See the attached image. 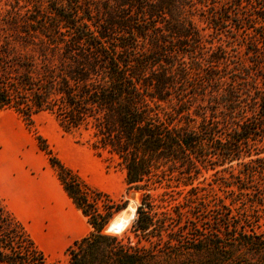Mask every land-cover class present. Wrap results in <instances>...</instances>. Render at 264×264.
<instances>
[{
	"label": "trees",
	"instance_id": "16d2710c",
	"mask_svg": "<svg viewBox=\"0 0 264 264\" xmlns=\"http://www.w3.org/2000/svg\"><path fill=\"white\" fill-rule=\"evenodd\" d=\"M262 2L0 0V109L88 134L144 191L131 227L105 234L126 204L38 136L93 229L67 264H264ZM0 264H48L1 200Z\"/></svg>",
	"mask_w": 264,
	"mask_h": 264
},
{
	"label": "rangeland",
	"instance_id": "374dc122",
	"mask_svg": "<svg viewBox=\"0 0 264 264\" xmlns=\"http://www.w3.org/2000/svg\"><path fill=\"white\" fill-rule=\"evenodd\" d=\"M196 23L200 27L207 26L198 17ZM38 136L46 139L51 152L89 185L107 193L114 203L126 204L112 220L132 203L137 210L144 191L129 189L126 172L119 161L107 153L94 150L88 134L65 132L49 113L38 114L30 122L14 110L0 109V200L24 224L44 252L48 264H67L69 247L93 229L67 195L49 155L40 147ZM164 191L160 188L152 193L157 196ZM173 195L177 199L173 201L175 204L186 199L185 193ZM46 204L57 217L67 215L75 220L79 229L78 234L57 250H52V241L48 237L52 226L49 223L51 213ZM135 215L136 211L131 220ZM260 227L264 230V220Z\"/></svg>",
	"mask_w": 264,
	"mask_h": 264
},
{
	"label": "bare ground",
	"instance_id": "6f19581e",
	"mask_svg": "<svg viewBox=\"0 0 264 264\" xmlns=\"http://www.w3.org/2000/svg\"><path fill=\"white\" fill-rule=\"evenodd\" d=\"M45 206L49 208L48 211L51 213L49 223H51L52 229L49 230L48 237L52 241V250H57L65 241L78 234L79 229L77 223L71 217L67 215L65 217H57L50 205L46 204ZM135 211V203H132L113 220L114 225L117 226L122 220H131Z\"/></svg>",
	"mask_w": 264,
	"mask_h": 264
},
{
	"label": "clouds",
	"instance_id": "9594fccd",
	"mask_svg": "<svg viewBox=\"0 0 264 264\" xmlns=\"http://www.w3.org/2000/svg\"><path fill=\"white\" fill-rule=\"evenodd\" d=\"M132 220H122L118 225H117V232L112 233L110 229H105V234H119L120 229H124L127 227H131Z\"/></svg>",
	"mask_w": 264,
	"mask_h": 264
},
{
	"label": "water",
	"instance_id": "95a60500",
	"mask_svg": "<svg viewBox=\"0 0 264 264\" xmlns=\"http://www.w3.org/2000/svg\"><path fill=\"white\" fill-rule=\"evenodd\" d=\"M114 220V219H113ZM113 220L106 226V229H110L112 233L117 232V226L114 225ZM126 228L120 229L119 233L123 232Z\"/></svg>",
	"mask_w": 264,
	"mask_h": 264
}]
</instances>
